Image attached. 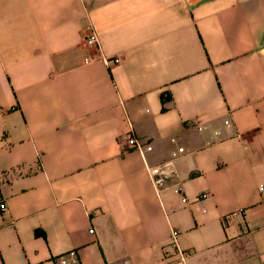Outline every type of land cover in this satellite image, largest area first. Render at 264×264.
Here are the masks:
<instances>
[{"label":"crops","instance_id":"obj_1","mask_svg":"<svg viewBox=\"0 0 264 264\" xmlns=\"http://www.w3.org/2000/svg\"><path fill=\"white\" fill-rule=\"evenodd\" d=\"M0 203V264H264V0H0Z\"/></svg>","mask_w":264,"mask_h":264},{"label":"built area","instance_id":"obj_2","mask_svg":"<svg viewBox=\"0 0 264 264\" xmlns=\"http://www.w3.org/2000/svg\"><path fill=\"white\" fill-rule=\"evenodd\" d=\"M84 43L89 46V47H97L98 45V36L96 32L90 30L84 37ZM84 63H88L90 59L84 58ZM118 59H116L117 61ZM120 144L122 145V148L124 150H136L138 151L143 157L145 153L149 150L152 149V145L142 141L140 138L132 135V134H124L120 137ZM183 148L180 147L178 149V153L182 152ZM178 153H174V157L178 155ZM147 171L150 176V179L152 181V184L154 185L157 194H159V186L164 183L166 178L169 177H174L177 178V173L176 170L173 167V160L166 161L162 164L159 165H154V166H147ZM171 191L178 195L181 199L182 203H186L188 201L186 195L183 192V187L180 184L179 181L175 182L171 186ZM202 197H206V193H202ZM5 204L0 203V210H5ZM93 229L90 228L89 232H92ZM166 249H169L168 252L170 251V254L176 257L180 261H186V259L190 256L189 251H185L180 249L178 245V231L175 229L170 230V237H169V242L166 245ZM69 254L73 255L74 251H70ZM61 263H65L66 259L65 256L62 255L60 257Z\"/></svg>","mask_w":264,"mask_h":264}]
</instances>
